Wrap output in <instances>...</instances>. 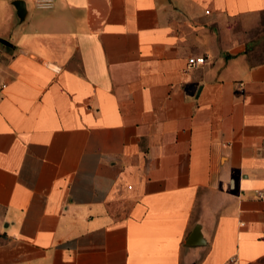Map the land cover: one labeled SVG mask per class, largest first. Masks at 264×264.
Returning <instances> with one entry per match:
<instances>
[{"label": "crops", "instance_id": "obj_1", "mask_svg": "<svg viewBox=\"0 0 264 264\" xmlns=\"http://www.w3.org/2000/svg\"><path fill=\"white\" fill-rule=\"evenodd\" d=\"M14 1L0 264H264V0Z\"/></svg>", "mask_w": 264, "mask_h": 264}, {"label": "built area", "instance_id": "obj_2", "mask_svg": "<svg viewBox=\"0 0 264 264\" xmlns=\"http://www.w3.org/2000/svg\"><path fill=\"white\" fill-rule=\"evenodd\" d=\"M55 0H33L34 5L39 9H50L53 7ZM205 62L204 56H196L188 59L189 65H202ZM262 197V194L259 193Z\"/></svg>", "mask_w": 264, "mask_h": 264}, {"label": "water", "instance_id": "obj_3", "mask_svg": "<svg viewBox=\"0 0 264 264\" xmlns=\"http://www.w3.org/2000/svg\"><path fill=\"white\" fill-rule=\"evenodd\" d=\"M13 5L15 6L17 10V16L19 20H22L25 16L26 10H25V2L23 0H15L13 2ZM0 42L6 45H9L8 42H6L3 39H0ZM195 234V232H194Z\"/></svg>", "mask_w": 264, "mask_h": 264}, {"label": "rangeland", "instance_id": "obj_4", "mask_svg": "<svg viewBox=\"0 0 264 264\" xmlns=\"http://www.w3.org/2000/svg\"><path fill=\"white\" fill-rule=\"evenodd\" d=\"M262 21L264 22V15H263V17H262Z\"/></svg>", "mask_w": 264, "mask_h": 264}]
</instances>
